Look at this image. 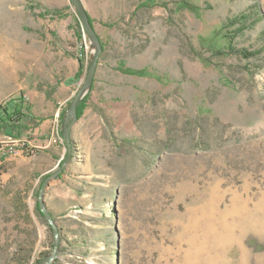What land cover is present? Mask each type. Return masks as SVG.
I'll return each instance as SVG.
<instances>
[{
    "label": "rangeland",
    "instance_id": "374dc122",
    "mask_svg": "<svg viewBox=\"0 0 264 264\" xmlns=\"http://www.w3.org/2000/svg\"><path fill=\"white\" fill-rule=\"evenodd\" d=\"M112 1L82 117L66 137L87 77L54 130L23 138L33 155L0 166V264H39L57 240L54 264H264V0ZM63 9L0 0V104L88 74L96 44ZM56 174L57 234L39 205Z\"/></svg>",
    "mask_w": 264,
    "mask_h": 264
},
{
    "label": "crops",
    "instance_id": "0c3cea01",
    "mask_svg": "<svg viewBox=\"0 0 264 264\" xmlns=\"http://www.w3.org/2000/svg\"><path fill=\"white\" fill-rule=\"evenodd\" d=\"M67 1L69 0H49V4L52 6V8L54 9L53 12H45V15L43 18H46L48 14H53L54 12L57 11H62L65 14L64 19H67L68 15L66 13V9H63L64 6H67ZM83 3V6L86 10V12L88 13L89 17L91 20H93V24L96 28V32L100 35L101 39H103L104 37L101 36L100 32H99V27L100 28H105L106 31V27H103V21L105 20H110V13L106 12L109 10V8L111 7L112 3H113V9L116 8V1H112V0H90L91 1V8L87 5L85 0H81ZM143 0H140V2H142ZM103 14H101V12ZM107 16H101V15H106ZM42 17V16H41ZM50 22H58V20L63 21L64 19H52L49 15H48ZM47 17V18H48ZM74 18V22H69L67 24V29L69 27H71L74 25V23L76 22V20L78 18L73 17ZM48 21V20H47ZM45 22L42 21V23L40 22L38 24L39 27H42V25H44ZM74 31V29H72ZM55 32L56 30L54 28H49L46 30V35H51L50 33ZM75 32V31H74ZM61 33V32H60ZM104 33V32H103ZM75 35L77 37V40H79V37L77 36L76 32ZM38 45H41L39 47V50H46V43H42L40 41H37ZM105 48V47H104ZM105 51V50H104ZM104 53V52H103ZM41 53L38 52L37 56H39V58H41ZM104 56H101V61ZM78 72V71H77ZM68 82V79L66 80ZM62 82L58 87L56 88H47V87H41L40 86V81H38L39 83L36 84V86H30L29 83H27V81H24L23 84H21L19 86V88L17 89V93H21L19 95L13 96L14 97H20V96H24V97H28L29 102L27 105L25 106H29V110L31 112V114L36 118L32 121H30L28 123V126L30 128V130L28 132H31L34 135L38 136H43L45 132H47L50 128H53V130L60 124V113L61 110L63 108V106L68 102L70 96L72 95L74 89H75V85H68L67 82ZM43 83V82H41ZM53 93H52V92ZM11 99V98H10ZM27 132V135H28ZM2 134V133H0ZM41 140V139H40ZM39 140V142H40ZM45 146H44V150L49 149V145L51 144V142H53L52 140H46V139H42L41 141ZM53 149H56L53 146ZM50 151V150H47ZM49 153V152H48ZM51 153V152H50ZM38 155H41V152L38 151ZM17 157H9V156H5L4 154L0 153V166H2L3 164H5L7 161H11V159H14Z\"/></svg>",
    "mask_w": 264,
    "mask_h": 264
},
{
    "label": "trees",
    "instance_id": "16d2710c",
    "mask_svg": "<svg viewBox=\"0 0 264 264\" xmlns=\"http://www.w3.org/2000/svg\"><path fill=\"white\" fill-rule=\"evenodd\" d=\"M182 9H189L192 12H196L197 8L190 2L183 1L179 5ZM46 15L50 16L52 19H62L65 17L64 12L57 11L53 14ZM91 23L92 20L90 19ZM93 25V23H92ZM72 29L76 32L79 40H83V31L79 20L77 19ZM103 45V44H102ZM104 48V45H103ZM104 52V51H103ZM82 62V59H80ZM87 77V74L83 72V68L79 71L74 79H70L67 84L74 85L75 83H81ZM23 97H14L9 99L4 104H0V133L12 137L16 140H22L24 137L28 136L27 132L30 130L28 123L36 119L30 112L29 106L24 105ZM85 99L78 106V117L81 118L86 109L84 104ZM86 102V101H85ZM87 103V102H86Z\"/></svg>",
    "mask_w": 264,
    "mask_h": 264
},
{
    "label": "water",
    "instance_id": "95a60500",
    "mask_svg": "<svg viewBox=\"0 0 264 264\" xmlns=\"http://www.w3.org/2000/svg\"><path fill=\"white\" fill-rule=\"evenodd\" d=\"M71 3L76 7L77 13H78V17L79 20L81 22V25L83 27V29L86 31L87 35L89 36V38L91 40H93L96 44V49L94 51L92 60H91V64H90V68H89V72L87 74V78L85 83L83 84V86L79 89V91L77 92L76 97L74 98L72 104H71V111L73 114V121L70 124V127H68L65 136L67 137L68 133L70 132V128L72 127V125L74 123H76L79 120L77 111H78V106L80 104V102L82 101V99L84 98V96L86 95L87 91L90 89L91 85L94 83L95 81V77H96V73L99 67V63H100V58L103 54L104 48L102 45V40L100 38V36L98 35V33L96 32V29L94 28V26L92 25L90 18L83 6V3L81 0H71ZM71 158V149L69 151V156H68V160L67 162L63 165L62 170L65 169L66 164L70 161ZM58 174L49 177L46 182L43 185L41 194H40V199H39V205H40V210L41 212L44 214V216H46L51 225L53 226L54 232L57 234V228L55 227L53 220L51 219L50 214L47 212L46 207H45V202H44V191L48 185V183L57 176ZM58 243L59 241L57 240L56 246H55V251L53 256L48 259V260H43L41 261L39 264H54L55 262V256H56V251H57V247H58Z\"/></svg>",
    "mask_w": 264,
    "mask_h": 264
},
{
    "label": "built area",
    "instance_id": "2783aa9c",
    "mask_svg": "<svg viewBox=\"0 0 264 264\" xmlns=\"http://www.w3.org/2000/svg\"><path fill=\"white\" fill-rule=\"evenodd\" d=\"M85 34H84V40H85ZM81 48L79 49V55L78 58H85L86 56V49L87 46L84 42V44L82 43ZM23 101L25 103V105L28 104L29 99L28 97H24L23 96ZM20 146V147H19ZM0 153L4 154L5 156H9V157H17V156H32L33 155V149L30 146V144H28V142H24V140H16L12 137H9L7 135L4 134H0Z\"/></svg>",
    "mask_w": 264,
    "mask_h": 264
}]
</instances>
